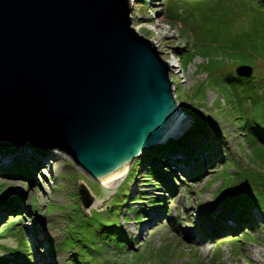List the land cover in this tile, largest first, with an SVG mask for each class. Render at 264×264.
Masks as SVG:
<instances>
[{"label":"rangeland","instance_id":"1","mask_svg":"<svg viewBox=\"0 0 264 264\" xmlns=\"http://www.w3.org/2000/svg\"><path fill=\"white\" fill-rule=\"evenodd\" d=\"M130 6L132 27L174 64L173 94L190 120L183 128L195 122L225 161L206 167L198 179L171 167L173 192L165 187L172 184L169 174L160 184L145 175V167L126 178L129 167L107 190L61 150L31 153L26 142L10 139L15 151L0 154V190L18 203L0 212V229L23 215L28 246L3 233L0 257L8 259L5 264H264V209L253 210V226L230 234L200 214H230L246 201L264 208V0H131ZM240 52L253 67L250 76L240 77L253 85L242 94L222 79L223 71L235 73ZM182 54L194 55L186 66ZM204 59L210 62L201 66ZM254 122L258 134L250 130ZM18 159L34 167L29 180L4 173ZM158 165L164 173L170 166L164 158ZM82 183L96 200L86 214L78 195ZM110 225L114 232L103 230ZM18 248L24 250L19 257L12 253Z\"/></svg>","mask_w":264,"mask_h":264},{"label":"water","instance_id":"2","mask_svg":"<svg viewBox=\"0 0 264 264\" xmlns=\"http://www.w3.org/2000/svg\"><path fill=\"white\" fill-rule=\"evenodd\" d=\"M130 1L0 0V142L57 148L98 182L179 135L171 67ZM78 195L86 214L96 200Z\"/></svg>","mask_w":264,"mask_h":264},{"label":"trees","instance_id":"3","mask_svg":"<svg viewBox=\"0 0 264 264\" xmlns=\"http://www.w3.org/2000/svg\"><path fill=\"white\" fill-rule=\"evenodd\" d=\"M146 1V0H143ZM225 45V44H224ZM189 52V50H187ZM187 52V53H188ZM185 54H182L180 58H182V63L184 66L194 57V55H190L188 58L185 57ZM249 56L243 54V53H237V62L240 63H248ZM207 62L209 63L210 60L206 61L204 59V62H202V65H207ZM224 65V64H222ZM226 65V64H225ZM218 66V65H217ZM216 66V69H217ZM221 66V65H220ZM222 67V66H221ZM222 79L225 82H228V85L230 87H234V89H240L241 94L242 92L249 91L253 85L248 81L247 83H242V78L236 76V74L233 71H223ZM232 85V86H231ZM229 89V88H227ZM243 90V91H242ZM244 95V93H243ZM250 130L254 134H258L261 132L260 125L256 122L251 123ZM203 132L201 129L196 127L195 122H193L192 126L186 128L181 134H179L176 137L169 138L164 143L149 148L147 151H145L142 156L139 158L138 161H134L128 171V175L131 174L132 171H137V169L140 167H145V175L147 177L152 178L153 180L157 181V183L164 184L163 179L166 178L165 175L168 176L172 180V184L165 185V187L170 191L173 192L174 188L176 186L177 177L174 171L170 170L171 167L177 169L178 171H182L184 176L186 178H192V179H198L202 177L203 172L206 167L209 168V166H213L216 163H220L221 161H225V158L220 157L218 155V150L211 141L213 139H208L207 136L202 135ZM27 148H30L29 150L32 153L36 154H44V149L41 145H34L32 144L28 139H26ZM15 147V144H13ZM219 147V144H218ZM17 150V149H16ZM12 151H15V149L12 147V145L8 142H1L0 143V154H7L11 153ZM166 159V163H169L168 169H164L165 173L161 170V167L158 165V163L161 161V159ZM35 164H38L37 160H35ZM33 166H29L24 161H20L19 159L16 161V164L14 166H11L4 169V173L8 175H14L16 174H22L29 180V174L31 172V169H33ZM139 168V169H140ZM214 168V166H213ZM135 182V181H134ZM130 182V183H134ZM142 193H139L136 197H140L143 199L142 196H140ZM129 196V195H128ZM18 198H10L3 189L0 190V212L4 211L6 208H9L11 206H14L16 203H18ZM138 199V198H136ZM150 202L154 204L157 208H160L158 206V203H156V199L153 195L150 196ZM202 203H198V207H200ZM225 206V205H224ZM232 206V205H230ZM229 206V208H231ZM162 207V206H161ZM256 209L258 212L263 211V207L258 208V206L250 205L247 201L242 202L238 205H233L231 210H233L232 213L225 214L224 212H218L212 215V213L209 211H205L204 214H201V217H207L209 220H212V222L216 225V229L219 233H227L230 234L232 231H237L236 228L239 226H245V227H251L254 224V213L253 210ZM19 216L16 217L15 222H11L8 224V226L4 227L3 229H0V235L3 233H14L21 243L23 244V247H27L28 243L24 239V232L22 228L20 227L21 219L23 218V215L17 214ZM93 217L92 215H89ZM215 217V218H214ZM214 218V219H213ZM199 222L201 225L202 222ZM214 220V221H213ZM108 229L109 233L114 232V228L112 226L104 227L103 230ZM102 230V231H103ZM123 238V235L120 237ZM131 242V241H130ZM24 250L21 248L12 250V253L14 255H17V257L20 256V254H23ZM28 254V253H27ZM4 259L1 264H5L8 262V259L4 257H0ZM25 259V258H23ZM26 261H29L26 259ZM78 264H81L78 260H76Z\"/></svg>","mask_w":264,"mask_h":264},{"label":"bare ground","instance_id":"4","mask_svg":"<svg viewBox=\"0 0 264 264\" xmlns=\"http://www.w3.org/2000/svg\"><path fill=\"white\" fill-rule=\"evenodd\" d=\"M169 65L174 66L173 62L171 60H168ZM184 113H182V115L179 116L178 120L175 122V125L172 127L171 131H179L183 126H185L187 124V122H189V118L188 116L184 115ZM187 119V121H186ZM26 142V139H23V143ZM18 143V142H17ZM33 144V143H32ZM36 145V144H35ZM39 145V144H37ZM46 148V147H45ZM48 148V147H47ZM44 149V148H43ZM32 153V152H31ZM128 169H126L125 167L107 177H105L102 180V185L108 190V189H113L115 188L119 182L124 178L126 172ZM96 204V201H95ZM94 204V205H95Z\"/></svg>","mask_w":264,"mask_h":264},{"label":"built area","instance_id":"5","mask_svg":"<svg viewBox=\"0 0 264 264\" xmlns=\"http://www.w3.org/2000/svg\"><path fill=\"white\" fill-rule=\"evenodd\" d=\"M168 62V61H167Z\"/></svg>","mask_w":264,"mask_h":264}]
</instances>
